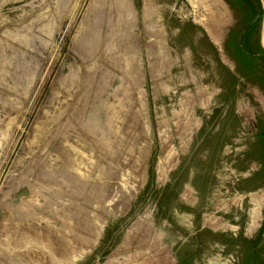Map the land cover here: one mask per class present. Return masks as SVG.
Masks as SVG:
<instances>
[{
    "label": "rangeland",
    "instance_id": "rangeland-1",
    "mask_svg": "<svg viewBox=\"0 0 264 264\" xmlns=\"http://www.w3.org/2000/svg\"><path fill=\"white\" fill-rule=\"evenodd\" d=\"M263 35V0H0V264H264Z\"/></svg>",
    "mask_w": 264,
    "mask_h": 264
},
{
    "label": "bare ground",
    "instance_id": "bare-ground-1",
    "mask_svg": "<svg viewBox=\"0 0 264 264\" xmlns=\"http://www.w3.org/2000/svg\"><path fill=\"white\" fill-rule=\"evenodd\" d=\"M229 13H230V12H229ZM212 24H213V23H212ZM218 24H219V23H218ZM219 25H220V24H219ZM217 27H218V26H217ZM217 29H218V28H217ZM216 31H217V30H216ZM215 34H216V33H215ZM218 37H219V36H218ZM218 37H217V38H218ZM214 39H215V38H214ZM49 230H50V229H49ZM62 250H63V249H62ZM64 251H65V250H64Z\"/></svg>",
    "mask_w": 264,
    "mask_h": 264
},
{
    "label": "crops",
    "instance_id": "crops-1",
    "mask_svg": "<svg viewBox=\"0 0 264 264\" xmlns=\"http://www.w3.org/2000/svg\"><path fill=\"white\" fill-rule=\"evenodd\" d=\"M263 2H264V0H263ZM263 43H264V35H263Z\"/></svg>",
    "mask_w": 264,
    "mask_h": 264
}]
</instances>
